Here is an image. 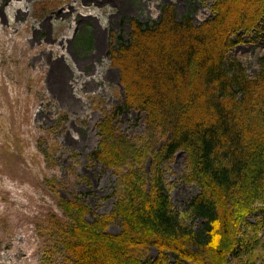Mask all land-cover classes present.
Instances as JSON below:
<instances>
[{"label":"trees","instance_id":"trees-1","mask_svg":"<svg viewBox=\"0 0 264 264\" xmlns=\"http://www.w3.org/2000/svg\"><path fill=\"white\" fill-rule=\"evenodd\" d=\"M212 1L211 18L198 25L190 15L178 20L168 5L157 21L130 19L126 41L110 32L107 55L124 101L97 124L91 159L114 171L117 202L91 223L81 200L60 204L62 217L48 220L45 252L60 250L63 264H169V255L175 264H227L240 255L261 257L264 55L253 76L227 56L243 42L240 33L264 31V0ZM130 111L144 115L143 134L134 139L115 125ZM179 152L184 179L199 188L185 207L195 227L174 212L164 181ZM115 221L121 231L111 235L107 228ZM150 248L157 252L153 261L143 259Z\"/></svg>","mask_w":264,"mask_h":264},{"label":"rangeland","instance_id":"rangeland-1","mask_svg":"<svg viewBox=\"0 0 264 264\" xmlns=\"http://www.w3.org/2000/svg\"><path fill=\"white\" fill-rule=\"evenodd\" d=\"M212 4V0H19L15 7L2 9L0 264H63L60 250L51 246L45 252L48 220L62 217L60 204L81 200L89 212L85 220L91 223L94 217L109 214L117 202L114 171L91 159L99 142L97 124L124 101L118 71L107 57L109 33L128 40L130 19L156 21L164 5L175 7L178 20L190 15L198 25L210 18ZM17 7L22 9L19 18ZM239 35L243 42L227 59L239 62L253 76L264 55V31ZM61 56L60 65L68 74L58 87L49 73L52 61ZM115 125L128 139L140 137L144 115L124 112ZM147 168L148 163L145 172ZM184 168L185 154L179 152L167 165L164 181L174 212L188 227H195L185 207L199 188L184 179ZM120 231L118 221L107 228L111 235ZM244 232L236 238L245 239ZM259 253L228 259L227 264H264V248L261 257ZM156 257L154 248L143 253L145 260ZM168 261L175 264L170 255Z\"/></svg>","mask_w":264,"mask_h":264},{"label":"bare ground","instance_id":"bare-ground-1","mask_svg":"<svg viewBox=\"0 0 264 264\" xmlns=\"http://www.w3.org/2000/svg\"><path fill=\"white\" fill-rule=\"evenodd\" d=\"M1 1H2V5H1V8H0V14L2 13V9L4 7L11 9L13 6L14 7L16 6V2L19 1V0H1ZM14 10H15V13H17V18L23 16L22 15V9L17 7ZM67 12H69V11H67ZM62 61H63V56L58 57L56 60H53L52 63H51V69H50V73H49L53 77V78H51V81L55 79L56 82H57V86L58 87H60L59 86L60 85L59 82L62 80V77L66 76V74H68L67 73L68 69L66 67H63V66L60 65V63ZM88 63H89V59L87 60L86 64H88ZM58 77H60V78H58ZM115 80H117V76H116Z\"/></svg>","mask_w":264,"mask_h":264}]
</instances>
